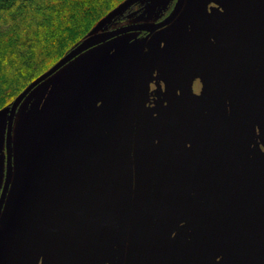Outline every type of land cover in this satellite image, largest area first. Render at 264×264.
<instances>
[{
  "label": "flooded vegetation",
  "instance_id": "1",
  "mask_svg": "<svg viewBox=\"0 0 264 264\" xmlns=\"http://www.w3.org/2000/svg\"><path fill=\"white\" fill-rule=\"evenodd\" d=\"M153 1L140 0L95 34L116 31L134 24L162 22L178 3V0H165L162 12L151 19L139 18L147 13ZM189 5V0H185L176 20L152 35L147 31L130 32L88 49L37 87L22 103L14 123V173L24 165L26 149L38 148L40 151L31 152L29 166L31 175L37 176L38 192L31 195L27 192L29 190L13 179L0 215V264H95V243L101 232L103 240L98 264H119L130 184L129 148L133 151L135 170L136 124L138 121L152 123L162 130L159 125L163 119L147 118L145 111L139 114L141 103H147L142 80L145 55L148 50L151 51L150 61L159 64L169 74L170 78L167 79L174 82L177 95L182 98L190 96L193 86L188 96H182L161 61L160 54L170 40L181 41L189 50L188 43L181 36L186 32L170 31L184 14L188 19L186 37L191 39L194 36V15ZM89 36L90 34L87 38ZM146 39L135 98L131 104L138 54ZM176 44L171 54L177 55L175 62H178L182 45ZM150 45L154 47L149 49ZM216 61L219 62L220 59ZM209 75H212L211 70ZM212 81L213 90L221 93V78L213 76ZM149 97L152 100V95L149 94ZM191 120L184 121V124L187 125ZM169 129L174 141L182 134V129ZM161 134L152 131L149 136ZM117 137L119 164L118 171L114 173ZM153 145L157 143L153 142ZM166 154L165 157L164 154L161 155L159 164L148 165L149 174L154 177L143 183L145 186L142 198L145 200L142 214L145 220L139 238L140 229L135 231L138 216L135 208L138 201L135 178L124 264H178V252L175 247H172L173 251H169L167 242L168 237L174 242L178 235L176 231L179 220L175 213L182 197L176 189L184 186L186 181L182 179L183 176L187 179L193 176L190 174L195 171V160L193 154H187V161L182 162V166H177H181L178 177L170 180L168 176L165 181V170L171 163L172 149ZM41 168L45 169L46 177ZM109 184H116V187L106 212L95 229L87 228L91 232L87 234L83 232L69 206L79 213V208H82L91 216ZM162 184L167 186V198ZM0 186L1 199L4 184ZM156 218L158 234L155 239L150 228ZM140 223L139 220V225ZM134 232L136 237L133 244ZM169 252L172 261H169Z\"/></svg>",
  "mask_w": 264,
  "mask_h": 264
},
{
  "label": "rangeland",
  "instance_id": "2",
  "mask_svg": "<svg viewBox=\"0 0 264 264\" xmlns=\"http://www.w3.org/2000/svg\"><path fill=\"white\" fill-rule=\"evenodd\" d=\"M233 1L243 7L231 4ZM189 7L193 15L196 13L194 36L191 39L186 37L188 19L184 14L170 31L186 32L181 36L188 43L191 56L193 88L190 96L182 98L177 95L174 82L167 79L170 78L169 74L159 64L150 61L151 51L148 50L144 59L142 80L147 103H141L139 114L145 111L147 118L163 120L159 125L161 131L152 123L138 121L136 124L138 201L135 208L138 216L135 231L138 227L142 229L145 220L142 214L145 198L142 197L143 183L150 180L148 165L159 164L161 155L172 147L169 128H179L181 122L192 119L174 143L173 149L176 151L172 152V160L164 176L166 181L169 174L177 172L174 174L176 179L182 162L187 161V154H205L195 157V171L190 174L193 176L189 179L183 176L182 179L186 181L184 186L176 189L182 197L175 213L179 223L174 243L179 240L182 250L178 264H236L256 249L259 235L251 217L243 215L249 209L236 182L234 155L232 151L229 154L225 152L227 145L233 146L239 154L252 197L264 222V71L242 75L236 70L237 67H264V29L249 19L251 16L264 23V0H194ZM164 8L165 0H154L147 13L139 18L151 19ZM227 47L236 51L238 66L225 55ZM217 53L227 61L224 66L216 63L210 67L213 75L221 77L222 96L210 87L208 81L211 79L209 74H205L207 66L217 58ZM194 75L203 76L204 82ZM152 131L162 134L149 136ZM4 133L0 134V184L4 183L5 174ZM161 139L164 141L159 146ZM153 142L157 145H153ZM214 143L218 149L216 153ZM172 175L170 180H173ZM232 179L235 180L234 184ZM206 187L213 193L212 200H207L201 194L202 188ZM162 190L167 198V186L162 184ZM229 229L237 234L239 241L234 247L239 257L235 259V253L231 251L228 252V260L224 261L223 253L226 254L227 250L222 251L225 247L221 240ZM135 237L136 232L133 234V244ZM193 241L199 244L195 246ZM169 261H172L171 255ZM255 264H264V257Z\"/></svg>",
  "mask_w": 264,
  "mask_h": 264
},
{
  "label": "water",
  "instance_id": "3",
  "mask_svg": "<svg viewBox=\"0 0 264 264\" xmlns=\"http://www.w3.org/2000/svg\"><path fill=\"white\" fill-rule=\"evenodd\" d=\"M140 0H127L117 8H115L112 12H110L103 20H101L98 25L90 32V36L86 38L83 42H81L78 46H76L74 49H72L69 53H67L61 60H59L51 69H49L47 72L42 74L40 77H38L36 80H34L13 102L10 106L5 107L4 109L0 110V134L1 132H5V137L3 136V139L5 140V154H6V169H5V180H4V186H3V191L1 194V199H0V215L2 213V209L4 207L5 201L7 196L9 195V191L11 189V185L14 179V182L17 181V184H21L31 195H34V192H38V185L36 183L37 176L36 175H31L29 166H30V154L34 150L40 151L36 147H29L26 149V156H25V163L24 165L21 166L20 170L15 174L14 173V123H15V117L17 115V111L22 105V103L28 98V96L41 84H43L45 81H47L49 78H51L53 75H55L57 72H59L62 68H64L67 64H69L71 61L76 59L79 55H81L83 52L87 51L88 49L102 43L106 42L109 39L115 38L117 36L127 34L130 32H141V31H147L149 32V35L154 34L156 31L165 28L169 25H171L176 18L179 16L181 13L185 0H178V3L174 9V11L162 22L159 23H143V24H134L130 26L123 27L121 29H118L116 31H111L108 33H101V34H95L101 27L106 25L109 21L113 20L115 17L118 15L123 14L127 9H129L131 6L134 4L138 3ZM192 2L194 0H189L190 5H192ZM234 3L231 2V4H236V7H243L239 4H237L236 1H233ZM230 4V5H231ZM250 9V7H248ZM194 16L196 17V13L194 12ZM249 19L254 21L258 26H260L262 29H264V23L263 21H259L258 18H254L249 16ZM147 39L144 40L141 44L139 54H138V59H137V64H136V69H135V81L133 85V93H132V101L131 104L134 102L135 98V93L137 89V83L138 79L137 77L139 76V72L141 69L142 65V60H143V55H144V50H145V45H146ZM179 43L182 46H180L181 51L179 53V61L175 62V57L177 58V55L172 56L171 52L174 46L176 47L177 44ZM236 51H233L230 47L226 48L225 55L228 56L229 59H231L235 66H238L237 63V58L235 55ZM161 54V61L165 65V67L168 69L170 75L175 81V84L177 88L180 90L182 96H188L190 94L191 88H192V75H191V56H190V51L186 47L185 44H183L179 40H170L168 41L164 48L160 52ZM166 56L167 59H166ZM217 58L213 60V62H210L209 67L207 66V71L205 74H209L210 72V67L216 63H218L219 66H224L226 65L227 61L226 58L224 59L223 55L219 57V54L217 53L216 55ZM220 59L219 62H217V59ZM238 68V67H237ZM237 72L240 74L244 75L252 71H264V67H252V68H243L240 67L241 69H237ZM212 73V72H211ZM220 77L216 75H209L210 81H208L210 84V87L213 85L212 77ZM203 77V76H202ZM221 78V77H220ZM222 85V81H221ZM222 93V91H221ZM219 92V95L222 96ZM206 117V116H204ZM132 120H133V114H132ZM132 122V121H131ZM186 125L184 124V121L180 123L179 128H176L178 130L182 129V133L184 132V128ZM200 127V126H198ZM175 128V127H174ZM131 138L133 140V124L131 123ZM179 138V137H178ZM177 138V139H178ZM198 138H203V137H198ZM176 139V140H177ZM205 139V138H204ZM209 139V138H206ZM175 140V141H176ZM164 139H161L160 143H162ZM175 141L173 140V145L170 147L168 150L172 149L173 151H176L173 149ZM4 147V145H3ZM130 147V146H129ZM217 146L214 143V152L216 153ZM230 150V151H229ZM229 151V152H228ZM233 153L234 155V160H235V165H236V182L237 185L240 188L241 194L243 193L244 198L246 200L249 212H244L243 215H247L249 218L251 217V220L253 222L254 229L259 235V242L256 246V249L247 255L242 261L236 264H255L259 260H261L264 257V222L261 218L260 212L256 206V203L254 201V198L252 197V192L247 180V177L244 173V169L242 166V162L239 158V154L237 153L236 149L233 148V146H228L226 148V153ZM213 152V154H214ZM167 153V152H166ZM41 154V153H40ZM164 154V153H163ZM167 154L164 155V157ZM205 154L202 155H193V158L195 160V157L200 156L203 157ZM191 156V154H190ZM116 161H115V167H114V173L118 171V164H119V137H117V144H116ZM196 161V160H195ZM43 167V166H42ZM41 172L45 174L44 176L46 177V172L44 168H41ZM181 172V171H180ZM179 172V173H180ZM177 173V172H176ZM174 173V174H176ZM174 174H169V176L172 175L174 179ZM150 175V174H149ZM165 176V175H164ZM154 175H150V180H152ZM136 178V173L134 170V162H133V151L129 148V193L127 197V204H126V210H125V215H124V222H123V237H122V242H121V248H120V258H119V264H124L125 261V253H126V245H127V236H128V231H129V223H130V217H131V208H132V203H133V196H134V181ZM114 177L111 179V182L113 181ZM234 181L232 179V184H234ZM116 187V184H109L107 187V190L105 191L102 199L98 203V205L94 208L91 216L88 215V211L84 212L82 208H79V211L77 212L72 206H69L71 211L76 215L79 225L81 226L83 232L87 234H91L89 232V229L87 228H94L99 225L101 222L105 212L107 205L109 203V200L113 196L114 189ZM202 196H204L207 200H212L213 198V193L208 190V188H202L201 191ZM42 195V194H41ZM37 199V194L35 195ZM43 197V195H42ZM44 200V197H43ZM63 203L68 207V204L63 201ZM179 223V222H178ZM239 224V223H238ZM237 224V226H238ZM144 225V224H143ZM149 226V225H148ZM145 228V234L144 237L146 238L147 234V228ZM217 226V224H215ZM143 228V226H142ZM157 228H158V220L153 219V222L151 224L150 228V233H153L152 236L156 239L157 237ZM140 229V228H138ZM239 229V227H238ZM142 233V229H140V233L138 238L140 237ZM103 240V232H101L100 236L98 237L96 243H95V249H94V260L95 264H98V258H99V253H100V246ZM144 239V244H145ZM140 239H138L137 242H139ZM239 241L237 234L234 230H226L224 232V236L221 240V244L223 247V250H227V253H223V258L224 261L228 260V252L234 251L235 255L234 258L239 257V253L235 251V243ZM200 243H203L201 241ZM193 244L197 246L199 244L198 241H193ZM172 247H175V251L178 252V261H181V253L182 250L180 249L179 246V240L176 241V243L172 242L170 237H168V242H167V248H169V251H173ZM230 247V248H226ZM170 253V252H169ZM171 255V253H170ZM10 256V255H9ZM4 258V256H3ZM11 258V256H10ZM5 259V258H4ZM196 264H205V263H199L197 262Z\"/></svg>",
  "mask_w": 264,
  "mask_h": 264
},
{
  "label": "trees",
  "instance_id": "4",
  "mask_svg": "<svg viewBox=\"0 0 264 264\" xmlns=\"http://www.w3.org/2000/svg\"><path fill=\"white\" fill-rule=\"evenodd\" d=\"M127 0H0V110Z\"/></svg>",
  "mask_w": 264,
  "mask_h": 264
}]
</instances>
